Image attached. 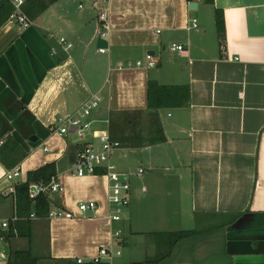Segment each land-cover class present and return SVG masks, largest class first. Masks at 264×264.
<instances>
[{
	"label": "crops",
	"instance_id": "crops-1",
	"mask_svg": "<svg viewBox=\"0 0 264 264\" xmlns=\"http://www.w3.org/2000/svg\"><path fill=\"white\" fill-rule=\"evenodd\" d=\"M193 2L196 8L191 9ZM96 4L92 0L88 14L75 19L70 0L47 14L53 3L29 28L0 30V142L12 136L27 152L16 165L20 176L22 163L34 150L50 152L39 140L52 141L56 135L54 153L41 164L55 161L57 177L64 183L63 193L50 194L52 208L75 213L73 218L30 216L29 237L6 234L10 225L1 229L0 264L17 250H30L40 264L77 263V258L87 262L106 245L137 251L134 235L149 226L152 232H196L178 241L170 254L157 234L147 235L150 245L146 248L142 241L140 247L148 257L134 261L264 264V0H110L112 30L107 38L97 33ZM216 9L223 12L224 33L218 32ZM52 14L57 24L49 28L46 20ZM194 17L197 27L188 28ZM54 31L72 47L65 50ZM173 43L184 50L173 51ZM151 50L157 61L153 67L147 64ZM149 80L188 86L190 99L184 106L158 110L156 125L164 140L140 147L121 144L163 173H153L151 191L130 185L125 218L111 222L106 217L107 176L73 174L65 158L72 149L76 155L83 141L53 128L76 115L92 96L101 98L91 114L93 130L107 129L112 115L132 118L129 115L139 110L154 123L148 109ZM34 163L26 170L40 165ZM6 170L0 162V219L10 222L16 218L10 188L27 175L13 182L5 178ZM140 199L150 223L139 217L142 203L136 210ZM90 200L97 208L80 212L78 204Z\"/></svg>",
	"mask_w": 264,
	"mask_h": 264
},
{
	"label": "trees",
	"instance_id": "trees-1",
	"mask_svg": "<svg viewBox=\"0 0 264 264\" xmlns=\"http://www.w3.org/2000/svg\"><path fill=\"white\" fill-rule=\"evenodd\" d=\"M57 0H25L23 9L30 19L34 20L41 15L49 5L53 4ZM14 7L9 0H0V30L4 27L8 21ZM216 26L219 33L225 32L224 15L222 10L216 9L215 13ZM147 99L148 109L152 112L153 122L151 125L155 127V132L150 133L149 136L141 135L138 132L125 133L124 130L127 127L125 123H130L129 128H132L135 121L128 119L125 122L121 117H113L109 119L108 130L113 139H118L126 146L140 147L147 144L155 143L165 139L163 130L160 125L157 124L158 110L161 108L179 107L184 106L189 102L190 93L188 86H172L162 85L155 80H149L147 86ZM133 115L142 116V111H135ZM126 118V117H125ZM124 118V119H125ZM125 127V128H124ZM135 128V127H134ZM152 131V130H150ZM157 134V136H156ZM120 142V143H121ZM27 155V152L19 145V143L12 137L7 136L0 145V162L11 169L18 165ZM100 174L104 173V170L99 169ZM58 176L57 163L47 162L44 165L29 170L27 172V179L24 182L15 184L14 189V202H15V220H10V232L8 235H20L30 236L29 224L30 214L34 212L37 216L48 217L50 210L53 207L50 194L41 192L34 199L30 198L29 187L31 184H45L48 185L53 177ZM61 201V199H58ZM57 201V203H58ZM60 205V204H59ZM16 231V232H15ZM195 230H181L175 232H168L169 247L168 254L171 253L173 246L183 238H187L195 234ZM167 255V254H166ZM158 258L145 259L142 261H133L126 264H158ZM6 264H40L39 257L35 256L30 250H17L9 258ZM63 264H80L73 263L72 261H65ZM81 264H111L107 259H101L98 261L90 260Z\"/></svg>",
	"mask_w": 264,
	"mask_h": 264
},
{
	"label": "built area",
	"instance_id": "built-area-1",
	"mask_svg": "<svg viewBox=\"0 0 264 264\" xmlns=\"http://www.w3.org/2000/svg\"><path fill=\"white\" fill-rule=\"evenodd\" d=\"M14 9L4 25V29L10 30L13 25H18L22 28H29L33 24V20L26 14L23 9V4L25 0H9ZM110 0H98L96 6L99 9L98 18L99 26L97 33L103 38H107L110 35L112 30V25L109 18V3ZM81 6V5H80ZM198 25V19L192 18L190 20V25L188 28H195ZM59 43L64 46V49H69L72 47V43L68 41L65 37L59 38ZM173 51L182 52L184 46L179 43H173L171 46ZM101 52L106 51L105 48H100ZM148 66L153 67L156 65V59L153 56L148 55ZM141 64L140 61L137 62ZM99 96H92L87 99L77 111L76 115H71L63 120H61V126L53 128V131L58 132L60 135L74 134L78 137L80 141L85 138V131H88L91 127V120H84L88 115L92 114V109L96 108L100 103ZM67 123V125H65ZM92 134L96 139H99L100 145L95 148L94 142H80L77 146V151L75 155V161L71 165V171L77 176H83L86 174H96L99 173L98 170H104V173L109 180V191L107 196L108 202V214L106 217L111 222H117L122 219L121 213L124 207H127L130 203L129 197V178L128 173L119 172L116 170V165L112 161L113 153L115 150L121 147V143L117 139H113L110 135V132L107 129L103 130H92ZM1 145V142H0ZM45 150L48 148L45 147ZM139 173L144 172L143 168L138 170ZM20 174V168L15 166L12 169L6 170L5 178L12 180L14 177ZM11 192H14V188H10ZM41 192L52 194V193H63L64 192V183L58 179V177H53L51 182L48 185L45 184H31L29 187L30 198L34 199ZM78 210L80 212H85L90 209H96L97 203L93 200L83 201L78 204ZM31 217H35L36 214L32 212ZM75 213L71 210H65L63 208L54 207L50 210L48 217L49 218H73ZM9 226V221L5 219H0V230L7 229ZM121 233L120 230L114 231L115 236H119ZM1 242V237H0ZM119 255L120 251L114 252L112 249L106 247H101L99 254L94 261L101 259H107L111 264H113L112 259L115 255ZM77 263L86 262L83 258H77Z\"/></svg>",
	"mask_w": 264,
	"mask_h": 264
},
{
	"label": "rangeland",
	"instance_id": "rangeland-1",
	"mask_svg": "<svg viewBox=\"0 0 264 264\" xmlns=\"http://www.w3.org/2000/svg\"><path fill=\"white\" fill-rule=\"evenodd\" d=\"M57 1L54 2L55 5H52L50 7L52 9H49L47 14H51L55 10L54 8H59L58 10L62 9L63 2H65L66 0H57ZM70 2H71V9L73 10V12H75L74 15H73V16H75V19L79 18V14L87 15L88 12H89V9L92 6V0H70ZM97 3H98V0H97ZM79 5H81V8L79 7ZM51 10H53V11H51ZM94 12H96V11L94 10ZM53 14L50 16L49 19L46 20L47 21V25L49 26V28H50L51 25L53 27V26H55L57 24L56 17H54ZM14 30H18V26L17 25H14ZM54 35H56L59 38L61 33L54 31ZM99 51H100V49H99ZM95 73H96L95 79L98 80V71L95 72ZM94 109H96V108H93L92 112H93ZM91 116L92 115H88L86 118H83V121L84 120H90ZM126 116L127 115L123 116L121 119H123L125 122H128L127 118H125ZM129 116L132 117L131 119H132V121H135L136 125H133L132 128H129V126H130L129 124L130 123H127V124L125 123V125L127 126L126 128L124 127L125 128V130H124L125 133L126 132L127 133H132V132L140 131L139 133L141 135L144 134L145 136H149L150 133H154L155 132L154 131L155 127H153L151 125V117H146L144 115L143 116L129 115ZM128 119H130V118H128ZM61 123L62 122H57L56 125H60ZM65 125H67V123ZM101 126H102V124H97V126H95V127H99L100 128ZM93 127L91 126L88 131H85V138H83L82 141H83V143L84 142H94L95 148H97L100 145V141H99V139H96L93 136V134H92ZM150 130H152V131H150ZM95 131H97V130H95ZM52 136H54V135H52ZM91 136L93 138H95L94 141H89L90 138H92ZM156 136H157V134H156ZM54 139H55V142H56V135L54 137H52V139H51L52 141H49V138H46L44 140H42V139L39 140V142H41V143L43 142V144H45L48 147L50 152L49 153H45L42 148H37L36 150H34L32 155L29 158H27L22 163V165H21V175L18 176V177H14L13 180H12L13 182H17L18 180H22V179H24L26 177L27 171H28V170H26V167H27L28 164H30V162H35L33 165H35V164L38 165V163H39L40 164L39 166H41V165L44 164V163L41 164L43 157H48V159L50 158V155L53 154L54 151H55L54 144H56V143H53ZM72 139L73 140H77V136L73 135ZM87 139H89V140H87ZM121 144L125 145L123 142H121ZM76 151H77V149H76ZM36 160H37L38 163L36 162ZM142 160H144V159L141 158V156L129 154L128 151L126 150L125 146H122L120 149L115 150L114 153H113V162L117 163V164H115L116 167H117L116 170L117 171L125 170V172H127V173L130 172L131 178L129 180V184L132 186V188L135 187V188H138L141 191L142 186L145 185L146 189H149L151 191L152 190V184L155 183L154 182L155 179H151L152 176L154 175L153 173L162 174L163 171L161 169H158V168H155V169L152 170L151 168H149L148 164H146L145 160L144 161H142ZM39 166H37V168ZM140 168H143L144 172L138 176L137 173H138V170ZM147 180H149V181H147ZM145 194H146V192L144 193V196H145ZM141 203H142V207H143V205H144V200L143 199H142V201L140 199L139 203L137 204V206H136V210L137 211H138L139 207H141ZM128 209L129 208H127V207H124L122 209V213H121L122 219L125 218V215H126V212H127ZM140 212H141V210L139 211V217L141 219L143 218L145 221L148 220L146 206L144 207V211H143L144 213L142 215L140 214ZM147 222L150 223L149 220ZM137 227L140 228V224ZM143 229H144V232H143V234L139 235L140 237L139 236L137 237V235H134V236H136V238H134V240L135 241H139V244L137 246V251L131 252V250L128 249L127 247H125V246L117 247L118 244H116V246H112V245L104 246V247H106L108 249L114 250V252H116L117 248H119L120 251L122 252V254L119 255V256L114 254L118 258L114 262V264H126L127 262L138 260L141 257L142 258L148 257V252H147V250H145L147 248L146 246L150 245V242L152 241L151 238L153 236H155L156 234L164 242V246H166V248L169 247V237L167 235L168 232H165V231L152 232L153 230L151 229L150 226L146 227V228H143ZM170 232H175V231H170ZM147 235L151 236V238L148 237ZM149 238L151 239V241H149ZM142 241H146L147 242L146 245L144 244V246L146 248L142 249L140 247V244H143Z\"/></svg>",
	"mask_w": 264,
	"mask_h": 264
},
{
	"label": "water",
	"instance_id": "water-1",
	"mask_svg": "<svg viewBox=\"0 0 264 264\" xmlns=\"http://www.w3.org/2000/svg\"><path fill=\"white\" fill-rule=\"evenodd\" d=\"M190 8L191 9H193V8H196V4L193 2V3H191L190 4ZM4 33V31L3 32H1V35ZM148 54L149 55H154V51H149L148 52ZM31 140H33V141H36L37 140V136H35V135H33L32 137H31ZM73 150V149H72ZM70 150L68 153H67V157L65 158L66 159V161L68 160V162H69V165H71V164H73L74 163V159H75V151L73 150ZM5 252H7V248H5Z\"/></svg>",
	"mask_w": 264,
	"mask_h": 264
}]
</instances>
